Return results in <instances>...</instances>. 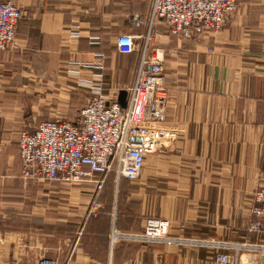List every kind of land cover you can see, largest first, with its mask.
<instances>
[{
    "label": "crops",
    "instance_id": "1",
    "mask_svg": "<svg viewBox=\"0 0 264 264\" xmlns=\"http://www.w3.org/2000/svg\"><path fill=\"white\" fill-rule=\"evenodd\" d=\"M10 1L23 16L13 47L0 51V264H216L221 252L264 264V232L247 230L264 184V0H236L203 37L157 24L152 45L163 52L165 123L176 138L146 155L136 181L108 173L98 195L91 181H24L18 136L71 121L74 94H91L80 79L100 75L101 93L118 97L138 49L120 53L115 37L144 32L131 18L149 0ZM147 218L166 221L173 241L109 246L112 226L138 234ZM202 240L227 246L190 245Z\"/></svg>",
    "mask_w": 264,
    "mask_h": 264
},
{
    "label": "built area",
    "instance_id": "2",
    "mask_svg": "<svg viewBox=\"0 0 264 264\" xmlns=\"http://www.w3.org/2000/svg\"><path fill=\"white\" fill-rule=\"evenodd\" d=\"M235 9L236 0H149L148 11L131 18L133 26L145 27L144 32L136 37L128 34L115 37L120 53L138 49L131 83L122 89L126 91V106L121 107L117 97L101 94L97 84L93 88L94 97L84 104L75 121L50 120L41 122L32 131H20L17 145L22 178L35 182L59 179L72 184L91 181L95 195L102 189L107 173L113 172L116 180L136 181L146 155L170 143L177 135L165 123L167 89L163 79V52L152 45L157 24H162L170 34L193 39L218 32L225 17ZM22 16L17 5L0 0V51L13 47ZM136 39H139L137 47ZM100 79L98 75L96 81ZM253 202L247 230L264 232V184L255 189ZM167 228L166 221L153 218L145 220L141 234L120 233L112 226L110 246L120 239L145 243L164 237L163 241L172 242L173 238L166 236ZM199 244L214 249L227 246L214 240H202ZM215 261L216 264H249L223 252L216 255ZM106 264L113 262L109 259Z\"/></svg>",
    "mask_w": 264,
    "mask_h": 264
},
{
    "label": "rangeland",
    "instance_id": "3",
    "mask_svg": "<svg viewBox=\"0 0 264 264\" xmlns=\"http://www.w3.org/2000/svg\"><path fill=\"white\" fill-rule=\"evenodd\" d=\"M10 1V0H9ZM12 2V1H11ZM13 3V2H12ZM16 5V4H15ZM71 36H74V34H73V32L71 33ZM16 37V36H15ZM94 77V79L93 80H90V79H80V80H78L77 82H76V85H79V86H84V87H87V88H89L90 89V92H91V94H74V97H75V101L77 100V106H75V107H73V109L75 110V108H76V115L73 117V118H71L72 120L71 121H75L77 118H78V116H79V112H80V110H81V108H83V106H84V104L88 101V100H90L92 97H94V93L92 92V90H93V88L95 87V85H97V84H101V81H102V78L100 79V81H96V77L97 76H93ZM100 86V85H99ZM100 93H101V86H100ZM102 94V93H101ZM104 95V94H103ZM70 101H72V98H70ZM75 105V104H74ZM70 108H72V106H71V104H70ZM18 151H19V149H18ZM20 169H21V164H20ZM115 176V175H114ZM116 177V176H115ZM21 178H22V176H21ZM23 179V178H22ZM24 180V179H23ZM119 180H121V179H119ZM119 180H116V178H115V181L117 182V181H119ZM24 181H29V180H24ZM148 219V218H147ZM153 219H157V218H153ZM167 230H168V228H167ZM143 232V231H142ZM142 232H140L139 234H141ZM109 234H110V232H109ZM125 234H128V233H125ZM167 237H168V234L166 235ZM164 238V237H163ZM163 238H161V239H157V240H149V242H145V244H154V243H161L162 244V242H167V241H163V240H165V239H163ZM108 239H109V236H108ZM128 242H130L129 240H124V239H120V240H116L114 243H113V247L115 246V245H121V244H125V243H128ZM136 242V241H135ZM192 247H202L199 243H197V244H190ZM109 246H110V239H109ZM43 261H46V260H43ZM48 261V260H47ZM42 261H40L38 264H40ZM53 262V261H52ZM55 263V262H54ZM55 264H57V263H55Z\"/></svg>",
    "mask_w": 264,
    "mask_h": 264
},
{
    "label": "water",
    "instance_id": "4",
    "mask_svg": "<svg viewBox=\"0 0 264 264\" xmlns=\"http://www.w3.org/2000/svg\"><path fill=\"white\" fill-rule=\"evenodd\" d=\"M117 101L121 107L126 106V91L125 90H120L118 93Z\"/></svg>",
    "mask_w": 264,
    "mask_h": 264
},
{
    "label": "trees",
    "instance_id": "5",
    "mask_svg": "<svg viewBox=\"0 0 264 264\" xmlns=\"http://www.w3.org/2000/svg\"><path fill=\"white\" fill-rule=\"evenodd\" d=\"M107 174H108V173H107ZM106 176H107V175H106ZM121 179H122V178H121ZM105 181H106V178H105ZM103 186H104V185H103ZM102 188H103V187H102ZM101 190H102V189H101ZM101 190H100V191H101ZM99 193H100V192H99ZM99 193H98V194H99ZM98 194H97V195H98Z\"/></svg>",
    "mask_w": 264,
    "mask_h": 264
}]
</instances>
